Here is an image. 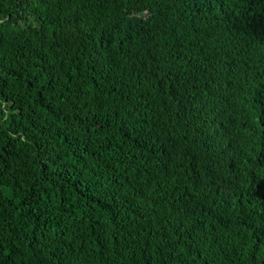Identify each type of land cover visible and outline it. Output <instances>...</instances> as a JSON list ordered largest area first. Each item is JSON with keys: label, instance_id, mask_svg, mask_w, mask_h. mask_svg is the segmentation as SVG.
I'll use <instances>...</instances> for the list:
<instances>
[{"label": "trees", "instance_id": "trees-1", "mask_svg": "<svg viewBox=\"0 0 264 264\" xmlns=\"http://www.w3.org/2000/svg\"><path fill=\"white\" fill-rule=\"evenodd\" d=\"M264 0H0V264H264Z\"/></svg>", "mask_w": 264, "mask_h": 264}, {"label": "snow or ice", "instance_id": "snow-or-ice-1", "mask_svg": "<svg viewBox=\"0 0 264 264\" xmlns=\"http://www.w3.org/2000/svg\"><path fill=\"white\" fill-rule=\"evenodd\" d=\"M257 31L260 35L264 36V17L260 19L258 24L256 25Z\"/></svg>", "mask_w": 264, "mask_h": 264}]
</instances>
